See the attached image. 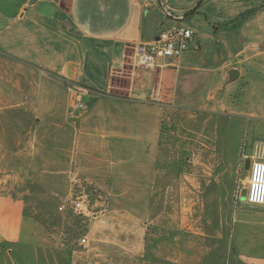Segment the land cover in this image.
Wrapping results in <instances>:
<instances>
[{"label":"crops","instance_id":"crops-1","mask_svg":"<svg viewBox=\"0 0 264 264\" xmlns=\"http://www.w3.org/2000/svg\"><path fill=\"white\" fill-rule=\"evenodd\" d=\"M160 1L170 15L156 0H0V129L5 115L32 118L20 170L30 189L0 192V264H225L188 234L153 238L158 155L166 111L226 110L232 85L264 118V0H203L183 22L197 0ZM175 23L193 31L189 49L139 66L134 46ZM187 161L218 172L189 174L193 190L223 185L225 159ZM80 195L91 216L74 211ZM225 223L224 235L197 233L224 254Z\"/></svg>","mask_w":264,"mask_h":264},{"label":"rangeland","instance_id":"rangeland-1","mask_svg":"<svg viewBox=\"0 0 264 264\" xmlns=\"http://www.w3.org/2000/svg\"><path fill=\"white\" fill-rule=\"evenodd\" d=\"M217 1L205 0V4L209 6ZM199 2L197 0L195 6ZM242 91L243 86L238 83L223 93V96H229L226 110L194 115L180 109L166 111L158 155L157 191L150 214L152 233L157 234L153 238L178 236L185 243L188 234L194 240L196 252L202 253L208 247L217 249L221 258L224 255L227 258L225 264H235L233 258L237 255L249 260V264L264 263V207L251 205L241 198L242 190H246L243 182L249 174V170L243 168L244 160L264 152L263 147L254 148L264 143V118L261 114H250L254 112L250 109L252 99ZM23 114L17 119L5 115L2 120L4 130L0 129V192L16 197L26 196L24 192L30 189L26 181H21L20 170L26 165L32 118L29 113ZM17 148L19 153L15 154L13 151ZM198 156L226 160L224 169L227 171L217 176V179H223V185L212 184L204 190L203 186L193 190L189 174H203L207 179H214V174L218 173L187 161V158ZM34 190L41 204L42 194L38 189ZM37 215L43 218L44 214ZM220 219L227 220L225 225H228L226 235L230 245L225 254L220 245L211 242L208 246L197 234L224 235L225 231L217 227ZM163 244L159 253L165 255L167 250Z\"/></svg>","mask_w":264,"mask_h":264},{"label":"built area","instance_id":"built-area-1","mask_svg":"<svg viewBox=\"0 0 264 264\" xmlns=\"http://www.w3.org/2000/svg\"><path fill=\"white\" fill-rule=\"evenodd\" d=\"M193 40V31L181 24L175 23L163 29L152 42H139L134 46L137 63L144 69L152 68L157 58H179L189 49ZM79 108L84 105L79 103ZM246 158V157H244ZM249 174L243 187L246 189V201L251 205L264 207V152L257 153L251 158ZM74 211L80 215L91 216L89 204L84 195L74 198ZM81 244L86 243L82 239Z\"/></svg>","mask_w":264,"mask_h":264},{"label":"water","instance_id":"water-1","mask_svg":"<svg viewBox=\"0 0 264 264\" xmlns=\"http://www.w3.org/2000/svg\"><path fill=\"white\" fill-rule=\"evenodd\" d=\"M202 0H200V2H201ZM156 2H157V4L162 8V10L165 12V14H167V15H170L169 14V12H167L166 10H165V8H164V6L162 5V3H161V1L160 0H156ZM200 2L191 10V11H189L188 13H186L185 15H183V16H181V17H177V18H175V21H179V22H183L185 19H187L194 11H195V9L199 6V4H200ZM169 17H171V16H169ZM250 164H251V159H249V158H246L245 160H244V170L245 171H248L249 170V168H250ZM241 198L242 199H246V190H242V192H241Z\"/></svg>","mask_w":264,"mask_h":264},{"label":"trees","instance_id":"trees-1","mask_svg":"<svg viewBox=\"0 0 264 264\" xmlns=\"http://www.w3.org/2000/svg\"><path fill=\"white\" fill-rule=\"evenodd\" d=\"M158 169H159V167H158Z\"/></svg>","mask_w":264,"mask_h":264}]
</instances>
